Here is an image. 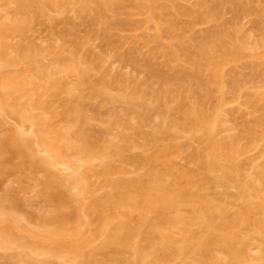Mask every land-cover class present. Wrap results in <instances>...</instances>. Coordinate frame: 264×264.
<instances>
[{
	"label": "bare ground",
	"instance_id": "bare-ground-1",
	"mask_svg": "<svg viewBox=\"0 0 264 264\" xmlns=\"http://www.w3.org/2000/svg\"><path fill=\"white\" fill-rule=\"evenodd\" d=\"M259 1L199 0L193 4L191 0H14L13 16L0 23V110L15 115L21 123L32 119V126L37 129L34 135L26 137L19 133L0 135V154L8 157L4 158L6 163L13 155L21 156L24 160L14 164L17 168L27 163L25 167L31 164L47 169L49 165L58 167L66 163L71 167L70 151L88 157L91 151L93 158H101L97 166H88V172H94L105 191L91 199L86 210L90 220L99 225L102 243L98 247L111 249L112 256L117 255L112 264L119 261L124 248L132 251L134 264H167L176 259L177 264H250L254 260L251 264H264V163L255 172L246 170L242 161L239 163L241 154L249 149L247 146H258L264 141V31L255 41L258 46L248 51L246 39L241 40V31L237 34L239 28L233 26L236 19L238 23L254 14L253 25L263 29L264 7L258 5ZM128 4L134 11H126ZM54 6L59 11H74L88 30L84 35L77 33L68 17L69 25L59 29L49 48L52 57L47 63L44 51L31 44L27 36L29 22L42 18ZM139 15L146 17V23L154 21L142 36L147 43L123 49L135 38L139 42V38L119 35L116 40L113 31L128 26L140 28L141 21L136 19ZM200 24H205L206 29L199 30ZM95 38L106 46L100 60L105 62L114 53L118 61L143 73L142 77L117 73L108 78L105 71L107 74L95 82L97 85L91 82L90 95H112L117 89L125 103L110 121L111 126L122 127L119 143L100 149L91 148L85 140L83 144L82 131L75 129L74 124L86 118L81 110L84 91L78 93L77 99L69 92L73 88L69 82L71 75L79 82L75 88L80 89L90 82L88 77L93 69L106 64L99 65L78 54L81 45ZM144 44L149 45L148 49ZM11 47L14 55H9ZM250 84L258 86L255 93L247 92ZM240 95H247L246 108L256 115L239 125V139L248 141L245 150L238 137L225 141L217 134L220 124L225 123V112L229 113L226 104L242 98ZM43 96L60 101L63 109L59 111ZM25 103L39 112L28 115ZM236 110L230 112L233 117L240 108ZM187 134V142L180 140ZM34 141L46 156L36 155L31 146ZM142 142L150 143L145 153L126 156L125 151L142 147ZM114 155L122 156V163L107 159ZM185 155L188 164H178L177 159ZM124 162L135 165L136 176L129 174ZM2 165L0 160V172L6 169ZM85 170L72 173L76 176L70 173L66 179L53 174L55 177L45 181H54V186L47 183L54 187L49 197L63 204L70 202L71 198L63 193L67 187L61 185L69 182L79 191L74 202H81L89 186ZM232 186L237 187L233 194L229 190ZM216 187L224 189L220 195L216 193L218 197ZM233 207L235 212L231 214ZM59 212L58 209L55 214ZM65 215L62 212L46 217L45 224L52 221L55 226L45 225L44 230L0 220V247L15 243L22 249L15 255L16 262L8 263L56 264L48 258H34L32 254L37 253L63 255L75 259L76 264H94L97 250H85L90 239L79 233L69 238L65 226L58 227L66 220ZM252 241L260 252L256 258L249 252Z\"/></svg>",
	"mask_w": 264,
	"mask_h": 264
},
{
	"label": "rangeland",
	"instance_id": "rangeland-1",
	"mask_svg": "<svg viewBox=\"0 0 264 264\" xmlns=\"http://www.w3.org/2000/svg\"><path fill=\"white\" fill-rule=\"evenodd\" d=\"M198 1L199 0H191V2H193V4L195 2L197 4ZM260 1H259L258 5H260V3H261L262 6L264 7V0H262L261 2ZM255 3H256V1H255ZM14 4H15L14 0H0V23L4 22L9 17L13 16ZM130 4H128V8L126 7L127 9L125 8L126 11H132L133 10L132 9L133 6L132 5L129 6ZM256 7H259V6H256ZM229 10L226 11L227 14L229 13L228 12ZM73 12L69 11V10H66L65 12H63V9H62V11H59V8L57 6H54V7L49 8L46 15L43 16L42 18L32 19L29 22V30H28V36H27L29 38L28 41L29 42L31 41L30 42L31 44H33L37 48L39 47V49H42L44 51L43 59L45 62L48 63L49 60L51 59L52 54H51L49 48H50L51 44H53L55 42L54 39L56 38L59 29L65 27V26L67 27L69 25L67 23L68 22L67 20L69 18L72 19L73 30L75 29L77 31V33L80 32L84 35L85 34L84 32H86V30H88V27H86V25H85L86 23H83L84 20H81V18H79V16L75 15ZM230 12H231V10H230ZM261 12H262V9H261ZM127 14H128V12H126V15ZM262 14H264V13H262ZM230 15L229 16L226 15L227 18L230 17ZM253 15L251 17L249 15L246 18H244L242 16L243 20L240 19L241 21L236 23V21L238 20V19H236L235 23L233 24V26L235 25L236 28L237 27L239 28L237 31V34L239 31H241V32H239L240 33L239 35L241 36V40L243 39V37H244V40L246 39V43H244L245 42L244 40H243V43L246 45L248 44L247 45L249 48L248 51H251L254 47L256 48L258 46V45H255V41H258V40H256L259 37L258 35H260L264 31V28L260 29V30L257 29L256 28L257 24H255V26L253 25L254 24L253 23V19H254ZM231 17H232V19H234L233 14L231 15ZM224 18H226V17H224ZM136 19H139V21H141L140 26H139L140 28L136 29L134 27L128 26V27H126V29L124 28L122 30V28H121L119 30L113 31L114 35L117 36L113 39H116V40L119 37V35H120V37L122 35H126L130 39L135 38V36L139 38V42L136 40L137 38H135L134 40H136L137 42H134V40L132 41L134 43L129 41L127 43V45L123 46V49L125 47H126V49H128V47L130 48L131 46L138 44V43H141L139 46L142 47L143 42L147 43L145 41V38H142V36H144V34H146L148 26H151L152 24H154L153 23L154 21L153 22L150 21L149 23H146L147 21H146V17L144 15L136 16ZM255 19H256V17H255ZM225 21H226V19H225ZM228 21H229V19H228ZM229 22H231V21H229ZM232 22H234V21H232ZM262 24H260L259 26H261ZM239 26H241V27H239ZM197 27L200 30V29L205 28L206 26H205V24L204 25L200 24V26H197ZM207 27H209V26H207ZM71 28H72V26H71ZM120 33H122V34H120ZM148 46L146 44L145 47L144 46L143 47L148 49ZM105 47L106 46H105L104 42L97 40L96 38L91 39L90 42H86L83 45H81L80 50L78 52V54H80V56H83V58H84V56H85V58H86V56L90 57L91 60L93 59V61L98 62L97 64H99V65H100V63H102V64L106 63V64L102 65L101 68H99V69H97V67H96V69H93L90 72L91 75L89 74V77H88L89 78L88 81L90 80V82L87 84L84 83V85H82L80 89L75 88V85L76 84L79 85V82L77 83V80L74 77V75L73 76L71 75V77L69 78L70 85L71 86L73 85V88H72L73 91L71 89H70L71 91H69L70 95L72 93L74 98H76L78 93L81 90H82V92L84 91V93H81V94H84V96H85V98H83L84 100L82 99V102L85 103L84 104L85 106L82 104L84 106V109L82 106L81 110H83L82 111L84 113L83 115L86 118H85L84 122H81V120L83 118L81 116L82 118L79 121V123L74 124V125H76V127H77L75 129H77V130L80 129V131H82L81 132V134L83 133V135L81 136L82 141L85 140L87 145L90 146L91 148H93V147L99 148L100 146L107 147L108 144L111 145L113 143H115V144L119 143V140H120L119 139V133H121L120 131H122V127H120L121 129L119 127H117V128L113 127V126H111L110 121H111L113 113L115 111H122L124 106H125L124 101L121 100V97L119 96V94H117L118 93V91H116L117 89L112 91L113 96L110 95L111 93H109V95H108V93L102 94L101 96L100 95L99 96L98 95H95V96L90 95V91H91L90 84H91V82L93 84L97 80H99V78L101 76H103L104 74H107V73H105V71L108 72V75H109L108 78H112L117 73H118V75L123 74V76L125 74H128V76H131V74L135 73L134 76H138V77H140V76L142 77V74H143L141 72L138 73L139 70L132 68L133 67L132 65H128L126 62L122 63V62L118 61L116 58L117 56L114 55V53L112 54L111 52L110 53L112 54L111 55L112 57H110L109 59H106L105 62L103 60H100L101 57H99V55H101V53L103 55L106 52ZM9 50H10L9 55L15 54L14 48L11 47V49H9ZM90 58H89V60H90ZM158 60H162V58H159ZM179 66H182V64ZM136 72H137V74H136ZM246 72H247V70H246ZM119 73H121V74H119ZM112 81H113V79H112ZM259 82H255L256 84L255 83H253V84H255V85L262 84ZM253 84L249 85L250 88L247 89V92L249 90L250 92L255 93L254 89L257 88L258 86H253ZM94 85H97V83H95ZM117 86L118 85H116L115 88H117ZM251 86L253 88H251ZM261 86H259V88ZM92 88H93V85H92ZM261 88H263V87H261ZM243 92H244V90H243ZM243 92H241V93L243 94ZM250 92H248V93H250ZM68 94L69 93H67V95ZM245 97H247V95L238 99V100L237 99L231 100L230 103L227 102L228 105L226 104V108L229 109L228 110L229 113H226L227 111L225 109V111H226L225 112V119H224L225 123L221 122L222 124H220V127L217 130V134H218L219 138L221 137V139H223L225 141L226 140L230 141V140L236 139L237 137L239 139V136L241 135V132L239 135V131H242L241 126H239L240 123L243 121L245 122L246 120H248L247 122H249V120H251L254 116H256V115H254V113H252V114L249 113V111H251V110H248L247 109L248 107L245 105V104H247L246 103L247 100ZM74 98H73V100H74ZM43 99L53 103L54 104L53 106H56L59 111L61 109H63L62 108L63 103L61 104L60 101H56V99L54 100V98L52 99L49 96H43ZM244 100H246V101L244 102ZM19 101H22V100H19ZM24 101L25 100L23 99L22 102H24ZM25 105H26L25 108L27 109L26 113L27 114L29 113L28 115L32 114L33 112L37 113L38 110L37 109H31L30 104L25 103ZM234 108H236V109L240 108V111L237 112L233 117V114L231 113L232 114V116H231L230 112H232L231 111L232 109L234 111ZM236 109H235V111H237ZM235 111L233 113H235ZM260 112H259V114H261ZM262 112H264V111H262ZM256 114H258V113H256ZM81 115H82V113H81ZM174 115L177 116L178 113L175 111ZM226 116H228V117H226ZM158 117H159L158 119H160V116H158ZM31 120L30 121L27 120L25 123H21L19 118L16 117L15 115L9 114V113H6V112H3L0 110V135H4V137L6 135L12 134V133H19V134L23 135V137L24 136L26 137L27 135H31V134L34 135V133H36L35 130L37 131V129L35 126L34 127L32 126ZM152 120H154V119H152ZM155 120H157V118ZM155 122H157V121H155ZM153 123H154V121H153ZM59 124L63 127H65L64 125H66L65 123H63L61 121H59ZM69 124H70V127H73L72 123H69ZM33 135L31 136V138L34 137ZM187 136H188V134L185 137L180 138V140L187 142V140H188ZM0 138H1V136H0ZM239 140H240V142L243 141V143L242 142L241 143H242V146L245 150L244 145H247L248 141L247 140L245 141V139H239ZM82 141L79 140L78 143L81 144ZM85 141H83V144ZM142 143H143L142 144L143 146L140 148H133L132 151H128L127 153L125 151L124 153L126 154V156H128L127 154L133 155V154H138V153H141V154L145 153L147 150V147L149 148L148 145L150 143H148V142H142ZM241 143H239V144L241 145ZM31 144H32L31 146L36 150V155H38V157H43L45 155V154H43L44 151L42 150V152H41V149H39L40 147L37 144V142L34 141ZM123 144H124V142H123ZM151 145H152V143H151ZM193 146H195V145L193 144ZM252 146H250V145L247 146L249 149L247 148L248 150H246L245 153H242L244 155L241 154V157L239 158L241 160L240 161L238 160V161H239V163H241V161H242L241 164L243 166L246 165L245 166L246 170L250 168V170H254V172H255V170L256 171H257V169L261 170L263 167L262 165L264 163V141H263V143L260 142V145H258V146H256L255 144L254 145L252 144ZM151 148H152V146H151ZM126 150H128V148ZM129 150H131V149L129 148ZM185 150H187V149H185ZM191 151H192V148L187 150V152H189V153ZM93 152H95V151H93ZM187 152H185V154L188 155ZM0 153L2 154L3 151L1 152V150H0ZM1 154H0V160L3 162L2 166H4L6 169H5V171L0 172V220L4 219L6 221L9 219V220L13 221L14 224L17 223V224H21L23 226L25 225L27 227H30L31 229L44 230L42 228H44L46 225L44 222L46 217H52V216L54 217L57 214H61L63 212L66 214L65 215L66 220L65 221L63 220V222L61 223V226L58 225V227H61L62 229L66 228L65 233L67 234V237L69 236V238H71V237H74L76 234L79 233L80 235H83V237H85L87 239L89 238L90 243H88V245L87 244L85 245V247H86L85 250L86 249L88 251L89 250H97V252H94V254L96 253V256L95 255H94L95 257L93 256V258L95 259V260L93 259L94 264H101V263L102 264H112V259L114 257H116L117 255L112 256L113 251L111 249H109V250L108 249L104 250L105 248H103L102 250L100 249L101 248L100 243H102L101 242L102 236L99 235V233H100L98 231L99 225H98V223L90 220V217H89L87 210H86V204L91 199L96 198L97 196H101L105 191L103 188L100 187L99 180L93 174L94 172L90 171V170H89L90 172H88V168H89L88 166H92V163H93L94 167L97 166L101 162L100 161L101 158H93L94 156L92 155L91 151H90V154H88L91 157H88L87 155L76 153L74 151H70L69 155H68V160L73 162L74 165H73V163H71L70 164L71 167H69V166H67V163H66L65 166L68 168H66L64 166V164L62 166L60 164L61 167L59 165H58V167L49 165L48 166L49 168H47V169H45V167H47V166L36 167L37 165L35 166V165H31V164L28 165L27 167H25L28 163L25 164L24 166H21L20 168H17V165H14V164L19 165L20 163L23 162L24 159H22L21 156L18 155V157H15V155H13L12 157H10L9 161H7L9 163H6L5 160L8 157H6L5 155L1 156ZM4 154L8 155L7 152L5 153V151H4ZM9 156H11V155H9ZM5 157H6V159H4ZM182 157H184V158H182ZM65 159H67V158H65ZM103 159L105 160L106 158L104 157ZM107 159L112 160L111 162H113V163H120V162L122 163V156L120 157V155H114L111 157H107ZM177 160H178L177 161L178 164L179 163L182 165L188 164L187 163L188 160L186 158V155L180 156V158ZM128 162H129V160H128ZM124 163H125V166L129 169V172H130L129 174L131 176H136L137 173H136V168L134 167L135 165L133 166L131 163H126V162H124ZM72 165H73V167H72ZM4 167H3V170H4ZM82 170L83 171L85 170L88 173L87 174L88 175L87 181H88L89 186L87 188L88 189L87 193L84 194V196H81V199H82L81 202H79L78 204L76 202H74L73 198L78 196L76 193H78L79 191H78L77 187H74V185L72 183H69V182L67 184H65L66 182L63 184H61V183L60 184L63 185L65 188L66 187L68 188V189L66 188L65 191L64 192L62 191V192L65 193L66 196H69L71 198L70 202H68L69 201L68 200V201H65L66 204H63L62 201H59L60 204L61 203L63 204V205L62 204L59 205L58 200H56L57 198L53 199V198L49 197V196H51V194L49 192L53 191V189H54V187H50L49 185H52V183L54 181H51L52 183L49 182L50 184L47 182L49 184V185H47V183L45 182L47 179H51V177L53 178L54 175H57L58 177H60V175L66 176L69 174V176H70V173L76 174ZM73 176H76V175H73ZM66 178H67V176L65 177V179ZM62 179H64V178H62ZM55 183H57V182H55ZM60 184L57 183V185H60ZM52 186H54V185H52ZM59 188L62 189L61 187H59ZM55 190L57 191V189H55ZM55 190H54V193L56 192ZM229 190L233 194L234 192L237 191V187L232 186L229 188ZM214 192H215V196H217L216 193H219L218 195H220L221 193L224 192V189L221 187H218V188L216 187ZM47 194H50V195H47ZM58 209L61 210V212L55 214ZM229 212L231 214L234 213L235 208L233 207V209H231ZM46 219H48V218H46ZM62 225H64L65 227L63 228ZM48 226H49V228L54 227L55 222L52 223V221H51L50 224H48ZM48 226L46 225L47 228H48ZM99 244H100V246H99ZM256 245H257V243L255 241H252L249 244L250 255H251V257H255V258L258 257L260 254L258 247ZM98 248H99V250H98ZM110 248H112V247H110ZM20 250L22 251V249L19 246H17L15 243L9 244L7 248L0 247V264H7L8 262H14V261L16 262L18 257L15 255L17 252L20 253L19 252ZM122 251L123 252L121 253V255L119 254L120 256H118L119 261L114 262V264H134L132 251L130 249H127V248L126 249L124 248ZM91 252H93V251H91ZM32 255L34 256V258H37L40 261H41V259L48 258L52 262L54 261V263H56V264H76V262H77L75 259H71V258L63 256V255H61V256H54L51 254H38L37 255V253L36 254L33 253ZM251 259H253V258H251ZM34 261H36V260L34 259ZM254 262H256V260L251 261V263H254ZM28 263H24V264H28ZM177 263H178V260L176 259V260L169 261L167 264H177ZM247 264H249V263H247Z\"/></svg>",
	"mask_w": 264,
	"mask_h": 264
}]
</instances>
